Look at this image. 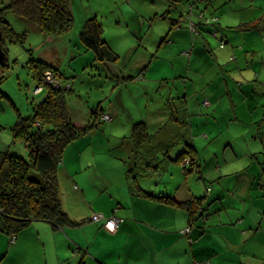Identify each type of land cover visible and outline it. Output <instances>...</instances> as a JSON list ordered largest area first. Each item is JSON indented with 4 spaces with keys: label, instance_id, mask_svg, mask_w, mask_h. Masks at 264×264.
Masks as SVG:
<instances>
[{
    "label": "crops",
    "instance_id": "crops-1",
    "mask_svg": "<svg viewBox=\"0 0 264 264\" xmlns=\"http://www.w3.org/2000/svg\"><path fill=\"white\" fill-rule=\"evenodd\" d=\"M88 1L96 2V11L82 16V27L93 16L100 21L98 16L116 11L118 23L137 37L146 26L139 28V8L150 20L161 21L148 39L158 45L156 51L147 46L150 56L130 68L103 63L121 86L148 82L154 60L169 63L172 72L153 80L163 83L158 91L146 87L139 94L146 96L140 104L146 112L134 113L119 92L116 105L105 111L111 120L66 149L58 173L61 201L81 225L33 222L46 233L37 243L45 252L49 248L37 264H264V0ZM189 5L199 25V12L211 16V25H198L194 40L179 22ZM137 38L142 47L143 39ZM50 54L40 58L53 63ZM191 84L195 92L189 96ZM130 95L138 103V95ZM152 96L158 98V111H152ZM181 107L189 120L181 121ZM76 115L78 126L91 121V114ZM138 122L146 123L152 136L140 145L132 137ZM100 129L103 138L97 139ZM115 129L120 134H107ZM188 144L198 158L195 173L184 175L166 156L162 169L145 171L152 149L174 157L173 148ZM134 175L145 191L178 203L133 192ZM95 214L119 219L118 229L109 232L104 220H92ZM20 240L18 235L8 245L18 247Z\"/></svg>",
    "mask_w": 264,
    "mask_h": 264
},
{
    "label": "trees",
    "instance_id": "trees-1",
    "mask_svg": "<svg viewBox=\"0 0 264 264\" xmlns=\"http://www.w3.org/2000/svg\"><path fill=\"white\" fill-rule=\"evenodd\" d=\"M8 12L30 23L31 27H38L46 35V39L67 36L74 27L71 0H7L5 6L0 8L1 45L6 54V44H24L28 37L27 32L16 31L7 21ZM196 14L195 10H190L188 14L181 13L179 22L183 25L184 20ZM198 17L201 20L200 25L197 22L192 24L195 33L199 31L201 24H210L211 16L208 17L203 11L198 13ZM103 32L102 23L93 16L83 25L80 41L86 50L93 51L95 62L117 63L119 56L109 47ZM7 63L0 67V83L4 80L1 74ZM29 64L38 80L36 89L42 88L39 94L46 93V96L34 106L31 115L18 113L16 123L11 128L14 142L24 144L28 157L10 150H0V232L10 237L11 243L33 222H50L55 228L81 225L63 209L58 174L60 165L66 149L74 141L105 124V116H109L105 114L106 109L99 105L91 111V121L84 126H78L69 104L74 93L72 79L59 66L40 57L35 59L32 56ZM49 74L57 83L48 81ZM142 78V74L137 77ZM76 113H79V109ZM132 137L140 145L152 136L146 123L138 122L134 125ZM152 150V155L145 163V171L157 172L162 169L166 163L163 156L170 162L181 165L184 175L193 174L199 168L196 150L191 144L186 145L174 158L167 151L160 155L158 147ZM129 186L133 192L138 191L149 198L178 203L170 196L159 197L145 191L135 175L131 177ZM190 215H193V211H190Z\"/></svg>",
    "mask_w": 264,
    "mask_h": 264
},
{
    "label": "rangeland",
    "instance_id": "rangeland-1",
    "mask_svg": "<svg viewBox=\"0 0 264 264\" xmlns=\"http://www.w3.org/2000/svg\"><path fill=\"white\" fill-rule=\"evenodd\" d=\"M6 1L7 0H0V8L5 6ZM96 6V2L74 0L73 4L71 3L74 15V27L72 31L67 36L52 39H46V35L42 33L38 27H31L32 25H30V23L19 19L12 12L6 14V19L12 27L18 32H27L28 37L24 44L18 42L6 44L8 63L2 70L3 73L1 75L4 77V80L0 83V150H10L19 153L26 158L28 157V152L24 144L14 142L11 128L16 123L18 113L24 116L31 115L34 106L41 102L46 96V93L35 94L38 80L35 78L33 67L29 64L32 56L35 59H39L40 56L45 54L51 56V52L53 55V63L59 66L62 71L72 79L74 93L73 97H70L71 101L69 104L74 119H76L75 114L77 109H79L83 119L89 117L91 111L97 109L99 105L102 106L101 108L103 109H110V105H116V99L119 97V92H123L127 106L130 109L134 108V113L136 111L139 113L146 112L142 110V106H140L144 99H146V96H139V94H141L146 87H148V90L150 91H158L160 89V84L163 83L153 80L159 79L160 76L170 75L172 68L169 63L165 64V62L154 60L153 65L151 66V71H149L147 77L148 82L134 83L129 85V87H124V85L121 86L118 78L113 77L104 64L95 62V54L93 51L86 50L80 41L82 16L86 13L87 15H91L93 10L96 9ZM190 8L193 10L192 5H189L188 10H190ZM139 10L140 13L137 17V20L141 23L139 28L146 24L143 29L145 32L142 31L140 32V35L137 36L139 39H143L144 44L142 47L139 45L136 34H134L133 31H130L132 29L126 25L121 26L120 23H118L116 11L112 13L105 12L104 15L98 16L100 21L104 24V38L119 56L117 64L115 65L119 66L121 69L125 67L130 68L131 64L142 57H146L145 55L150 56L151 54L146 52L147 46L152 47L153 51L158 49V45L153 46L154 42H149L148 39H152V36L159 31L161 28V21H152L149 19L151 16H149L147 11L141 8H139ZM143 19L145 21H143ZM184 23L185 30L189 31L193 39L195 32L192 24L196 23V19L190 16L187 20H184ZM152 29L155 30L153 31ZM138 31H140V29ZM146 31H148V36L144 34ZM46 51L50 52L47 53ZM71 52L74 54L73 58L70 56ZM162 53L163 51H161L159 55H162ZM182 81L183 79L181 82ZM192 86L193 85L191 84V86L187 88L189 96L193 95L195 92ZM185 87H181V89H184L181 96H185ZM162 90L165 92V87L161 88V91ZM131 92L138 95V103L135 100L136 96L130 95ZM157 96L160 97L158 94ZM152 97H154V99H152L154 102L152 111H158V98H155V96ZM182 108L183 107H181V121L182 117L183 119L189 120L190 116H183L184 112L182 111ZM147 114H149V111ZM127 115L128 113L124 115V119ZM110 120L111 117L110 119H107L108 122ZM97 132L98 135H96L95 138L102 139L103 135H99L101 134L102 129ZM193 132V134H196L195 127L193 128ZM111 133H115V135L120 134L116 129L111 130L107 134L110 135ZM197 142L203 147L199 139H197ZM182 149H184L182 145L179 148H173L174 157H176ZM86 157L88 158L87 153ZM96 159L99 161L101 158L98 157ZM189 180H191V178ZM45 234L44 229L36 227L33 223L29 229L26 231L23 230L19 234L21 237L19 246L13 247L14 245H8V243H11L9 241L10 237L0 232V264H37L41 258L43 259L44 256L49 253V248L47 252H45L42 245L37 243V238H39L40 235L44 236ZM71 252L74 253L73 250Z\"/></svg>",
    "mask_w": 264,
    "mask_h": 264
},
{
    "label": "built area",
    "instance_id": "built-area-1",
    "mask_svg": "<svg viewBox=\"0 0 264 264\" xmlns=\"http://www.w3.org/2000/svg\"><path fill=\"white\" fill-rule=\"evenodd\" d=\"M48 81L51 82V81H54V78L52 77L51 74L48 75L47 77ZM55 83H57L56 81H54ZM42 91V88L38 87L36 90H35V94H39L40 92ZM208 104V102H207ZM107 119H110L109 116H105V120ZM94 221H105V226L107 228V230L109 232H115L118 227H119V223H120V220L115 218V217H110V218H105L102 214H95L92 218ZM187 232L190 231V229H187L186 230ZM197 264H207V263H197Z\"/></svg>",
    "mask_w": 264,
    "mask_h": 264
},
{
    "label": "water",
    "instance_id": "water-1",
    "mask_svg": "<svg viewBox=\"0 0 264 264\" xmlns=\"http://www.w3.org/2000/svg\"><path fill=\"white\" fill-rule=\"evenodd\" d=\"M1 40H2V32L0 30V67L4 66L8 61V56L2 48Z\"/></svg>",
    "mask_w": 264,
    "mask_h": 264
}]
</instances>
